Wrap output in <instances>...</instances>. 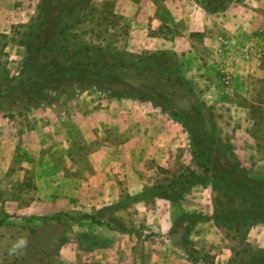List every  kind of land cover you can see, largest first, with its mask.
Listing matches in <instances>:
<instances>
[{
	"label": "rangeland",
	"instance_id": "rangeland-1",
	"mask_svg": "<svg viewBox=\"0 0 264 264\" xmlns=\"http://www.w3.org/2000/svg\"><path fill=\"white\" fill-rule=\"evenodd\" d=\"M78 1L0 0V264H242L253 250L264 249V223H237L247 216L249 204L222 178L223 160H210L208 152L201 151L206 146L202 133L214 127L246 176L264 179V54L258 72L246 77L245 94L209 90L207 83L187 77L184 66L194 92L174 95L176 116L163 112L181 128L173 162L157 171L149 163L153 172H145L146 183L137 193L125 186L122 165L115 162L106 174L115 179L116 195L108 180L93 177L87 153L94 145L76 124L65 121V130L58 124V118L80 102L110 99L107 92L84 87L73 94L67 85L63 91L50 90L45 104L27 107L18 98L32 76L24 66L25 46H40L39 25L58 15L53 18L54 35L49 36L53 45L93 48L88 53L98 61L101 54L114 61L126 53L170 48L166 46H172L175 35L193 28L188 14L206 11L201 5L205 0ZM243 1L232 0L231 5ZM190 33L199 45L200 33ZM114 70L128 80L140 78L123 68ZM230 84L221 82L222 89ZM199 107L201 123L193 121L189 129L184 121L188 123L187 115ZM99 136V144L108 136L114 146L121 139L105 132ZM170 182L183 191L176 203L159 197ZM83 213L111 219L134 233L67 217ZM181 213L190 221L177 222L170 231ZM232 213L237 217L225 222ZM20 237L28 239L27 248L22 255L10 254Z\"/></svg>",
	"mask_w": 264,
	"mask_h": 264
},
{
	"label": "crops",
	"instance_id": "crops-1",
	"mask_svg": "<svg viewBox=\"0 0 264 264\" xmlns=\"http://www.w3.org/2000/svg\"><path fill=\"white\" fill-rule=\"evenodd\" d=\"M188 15L193 27L189 31L200 33V44L194 43L190 32L180 31L173 37L172 46H166L184 63L186 76L207 83L209 90L222 94L233 90L245 94L246 77L258 72L264 54V0H244L219 13L194 10ZM219 72L231 76L227 90L222 89ZM58 119L63 130L65 121L76 124L83 137L94 145L87 153L95 169L93 177L108 180L116 195L119 192L113 183L115 179L106 174L108 167L115 162L122 165L125 186L131 193H137L146 183L145 172H153L151 164L154 171L171 164L181 145L177 122L159 109L130 99L80 102ZM101 132L121 139L114 146L108 136L99 144Z\"/></svg>",
	"mask_w": 264,
	"mask_h": 264
},
{
	"label": "trees",
	"instance_id": "trees-1",
	"mask_svg": "<svg viewBox=\"0 0 264 264\" xmlns=\"http://www.w3.org/2000/svg\"><path fill=\"white\" fill-rule=\"evenodd\" d=\"M86 1L88 0H79L78 3ZM231 3L232 0H205L201 5L209 13H219L227 10ZM48 7L52 8V5ZM57 11L59 12L58 8ZM57 17L58 15L48 17L49 22H42L39 25L40 35L38 37L42 36L40 46H25L26 60L24 66L28 67L32 76L27 79L29 83L23 86L25 90L18 98H21L27 107L45 104L50 90L63 91L65 86L69 85L68 87L71 88L73 94L84 87L93 88L98 92L103 90L107 92L106 98H129L152 108H157L174 117L177 115L176 106H174L177 97L174 95L181 93L189 96L194 92L192 81L183 73L184 64L173 49L164 48L137 55L126 53L125 57H119L114 61H111V58L114 57L101 54L100 61H98V58H95L92 53H88L93 48L80 46L74 49L70 46L53 45V38L49 36L54 35L56 22L53 21V18ZM114 68H123L125 71L134 72L140 75V78L138 80H128L118 74ZM200 103L202 104V102ZM201 107L194 108L192 113L187 115L186 121L188 123L184 121V124L189 125V129L193 130V121L201 123L203 114ZM201 137L206 142V146L203 145L201 151L208 152L210 160L216 158L223 160L222 178L229 181L228 184H232L240 190L244 200L249 204L247 216L237 221V223L244 224L249 220L251 225L264 223V179H250L246 176L245 169L240 166L231 147L221 144L217 138L214 127L208 132L204 131ZM202 139H198L197 142H202ZM214 169L217 170V168ZM174 184L177 185V182H170L168 188H171V190L163 187L159 197L176 203L183 195V191L177 190V188L174 189ZM182 213H187L193 217V212L184 210ZM182 213L179 219L176 222L174 221L170 231H173L178 223L182 225L191 219L182 217ZM235 216L232 213V216L226 217L225 222L228 219L235 218ZM54 217L56 220H60L59 216ZM67 217L75 222L89 220L111 230L134 233L133 229H126L121 224L111 221V219L103 220L91 213H83L77 216L67 215ZM193 218L195 221H200L198 217ZM184 229L188 228L185 226ZM172 241L177 245L181 243L176 239ZM183 241L187 243L189 240L183 239ZM180 246L187 251L184 243ZM234 253L238 254L237 252ZM188 256L195 260L193 251H188ZM242 264H264V249L253 250Z\"/></svg>",
	"mask_w": 264,
	"mask_h": 264
},
{
	"label": "clouds",
	"instance_id": "clouds-1",
	"mask_svg": "<svg viewBox=\"0 0 264 264\" xmlns=\"http://www.w3.org/2000/svg\"><path fill=\"white\" fill-rule=\"evenodd\" d=\"M27 246H28V239L26 237H20L10 249V254L22 255L24 253V250L27 248Z\"/></svg>",
	"mask_w": 264,
	"mask_h": 264
},
{
	"label": "built area",
	"instance_id": "built-area-1",
	"mask_svg": "<svg viewBox=\"0 0 264 264\" xmlns=\"http://www.w3.org/2000/svg\"><path fill=\"white\" fill-rule=\"evenodd\" d=\"M230 80H231V77H230V74L229 73L224 72L221 75V82H222V84H229L230 83Z\"/></svg>",
	"mask_w": 264,
	"mask_h": 264
}]
</instances>
